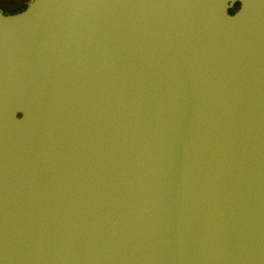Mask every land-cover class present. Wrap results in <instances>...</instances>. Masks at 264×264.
I'll return each mask as SVG.
<instances>
[{"label": "water", "instance_id": "obj_1", "mask_svg": "<svg viewBox=\"0 0 264 264\" xmlns=\"http://www.w3.org/2000/svg\"><path fill=\"white\" fill-rule=\"evenodd\" d=\"M0 264H264V0L0 7Z\"/></svg>", "mask_w": 264, "mask_h": 264}, {"label": "rangeland", "instance_id": "obj_2", "mask_svg": "<svg viewBox=\"0 0 264 264\" xmlns=\"http://www.w3.org/2000/svg\"><path fill=\"white\" fill-rule=\"evenodd\" d=\"M29 0H4V3H8L6 5H11V7L21 8L23 5L25 6ZM0 7L4 9L5 12H8V9L5 5L0 3Z\"/></svg>", "mask_w": 264, "mask_h": 264}, {"label": "trees", "instance_id": "obj_3", "mask_svg": "<svg viewBox=\"0 0 264 264\" xmlns=\"http://www.w3.org/2000/svg\"><path fill=\"white\" fill-rule=\"evenodd\" d=\"M6 4H8V3H4L3 5H5L6 8L8 9V11H10V12L20 10L24 7V5H23L21 8H15V7H11V5H6ZM237 6H238V3H235L234 6L229 11L232 12Z\"/></svg>", "mask_w": 264, "mask_h": 264}, {"label": "flooded vegetation", "instance_id": "obj_4", "mask_svg": "<svg viewBox=\"0 0 264 264\" xmlns=\"http://www.w3.org/2000/svg\"><path fill=\"white\" fill-rule=\"evenodd\" d=\"M0 3L1 4H4V0H0ZM3 11H4V9H3ZM5 12V11H4ZM8 12H10V11H8Z\"/></svg>", "mask_w": 264, "mask_h": 264}]
</instances>
